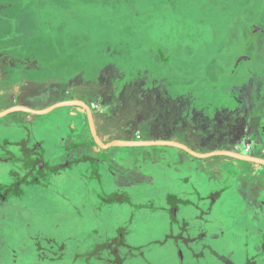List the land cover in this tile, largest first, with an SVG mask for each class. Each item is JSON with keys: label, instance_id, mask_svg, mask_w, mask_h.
Instances as JSON below:
<instances>
[{"label": "rangeland", "instance_id": "374dc122", "mask_svg": "<svg viewBox=\"0 0 264 264\" xmlns=\"http://www.w3.org/2000/svg\"><path fill=\"white\" fill-rule=\"evenodd\" d=\"M262 86L264 0H0V112L72 92L95 103L104 143L209 153L244 112L224 100ZM71 110L86 115L63 106L0 118V190L14 186L0 199V264H264V214L245 210L236 187L213 196L226 156L112 146L60 175L28 172L24 141L45 165L67 162ZM175 196L185 198L177 219Z\"/></svg>", "mask_w": 264, "mask_h": 264}, {"label": "flooded vegetation", "instance_id": "af4514ba", "mask_svg": "<svg viewBox=\"0 0 264 264\" xmlns=\"http://www.w3.org/2000/svg\"><path fill=\"white\" fill-rule=\"evenodd\" d=\"M68 93L73 95V97L68 98V100H80L85 104H87L90 107L94 118V111H93V106L95 105L94 102L88 103V101H86L83 98L74 97V94L72 92H68ZM261 93H262L261 95L259 94L255 96H243L241 100H239L238 98L237 99L227 98L224 100L227 109H232L240 112H242L243 110L244 112H242L243 115H241L240 118L238 117L236 118L237 120H234L236 121V123L232 125L233 129L232 128L229 129L230 130V132H228L229 135L226 137L227 142L224 145V147L220 150L231 151L246 156H253L264 159V86H262ZM258 104H259L260 114L256 115L254 112L252 113L251 109L255 111V107ZM74 107H78V108L80 107V109L83 110V112H85L86 115L82 114L80 111H75V110L70 111L71 113L69 115L70 117H72L69 123L70 131L68 132V136L63 139L66 145L65 160L67 162L65 164H60L58 166L50 165V164L40 165L42 159L41 151L37 149V145L31 146L28 148V150H26L25 146L28 144V142L24 141L26 142L25 146L18 145V147L19 150L23 148L25 152L23 155L24 164L28 165L27 168L28 172L29 170L32 173L37 172L38 175L40 174L45 177L46 175H48V173L53 175H60L61 171L64 170L65 168L67 169L70 167L72 168L79 167L83 163H86V161L89 163L93 160L95 161L97 160L96 155L98 150L101 151L100 146H98L96 140L94 139L91 128L88 129V131H90L89 133L87 132V129H85L83 126V124L85 123L89 124L87 108L84 106H77V105H75ZM24 114L28 115V113L26 112H24ZM94 122H95V118H94ZM231 130L233 131V134H231ZM241 135L246 136L245 138L241 137L244 140H242L239 137ZM244 141H246V143H248L249 146L244 147L243 146ZM255 142L258 143L257 147H255ZM254 151H257L258 154H254L253 153ZM25 155H27V157ZM221 156H226V155H218V158ZM218 161L216 162L215 165L216 167L214 169L212 168L216 176V181H218L216 182L217 185L215 186V194L213 196L217 199L218 197H221L222 193L226 192V190L236 187L238 188L240 193L239 194L241 197L240 200L246 206L245 210L251 208L252 211H254L256 214H264V200H261L260 202L258 201V196L261 195L262 193L264 194V180L263 179L260 181L256 180V178H258L256 176L262 177V174L264 175V165H261L254 161L238 159L231 156H226L225 159L222 161L223 162L222 164L219 163L220 161L219 162ZM256 166L259 167L255 169ZM221 175L224 176L222 177ZM122 181L126 182L124 179L118 180L120 184L126 187L128 186L129 183L131 184V181H133V179L131 178L130 182L127 184H124V182ZM244 186H246V188H244ZM13 189H11V186L5 185L4 188L0 190V199H4L3 194L7 195L8 193H13L11 192L14 191ZM184 199L185 198H179V196H175L173 198L167 199L169 203L168 211L169 213H171L174 219H177V214L180 209L179 203H183ZM204 235H205L204 233H200V236H204ZM185 239L187 241V247L190 248L191 245V243L189 242L190 238L186 237ZM197 239H195L194 242L200 240ZM182 257L184 256L182 255ZM119 262L120 261L115 260V264H119Z\"/></svg>", "mask_w": 264, "mask_h": 264}, {"label": "water", "instance_id": "95a60500", "mask_svg": "<svg viewBox=\"0 0 264 264\" xmlns=\"http://www.w3.org/2000/svg\"><path fill=\"white\" fill-rule=\"evenodd\" d=\"M75 105L84 106L87 108L92 134L94 135L97 144L100 147H103L105 149L110 148L112 146L172 145V146H177V147L187 151L191 155H194V156L199 157V158H208V157H212V156L226 155V156H231V157H235L238 159L254 161L256 163L264 165V159H261L258 157L246 156L243 154H239V153H235V152H231V151H226V150H218V151H213V152H209V153H201V152H197V151L191 149L190 147H188L185 144H182V143H179L176 141L114 140V141H111L108 143H104L97 133L96 125H95L94 118H93L92 111H91L90 107L80 100H66V101L56 103V104L49 106L47 108H44V109H34V108L25 107V106L15 105L12 108L6 109L5 111H3V113H0V115L3 116V115L14 113L17 111H22V112L24 111L26 113H33L35 115H43V114L50 113L51 111H53L54 109H56L58 107L75 106Z\"/></svg>", "mask_w": 264, "mask_h": 264}, {"label": "crops", "instance_id": "0c3cea01", "mask_svg": "<svg viewBox=\"0 0 264 264\" xmlns=\"http://www.w3.org/2000/svg\"><path fill=\"white\" fill-rule=\"evenodd\" d=\"M17 106H22V105H17ZM41 109H43V108H41ZM6 110V109H5ZM5 110H2V112H0V113H3V111H5ZM11 114V113H10ZM28 114H30V113H28ZM7 115H9V114H6V115H3V116H1L0 118H2V117H4V116H7ZM32 121V120H31ZM134 140H136V139H134ZM28 142V144H29V141H27ZM44 163L42 162V163H40V165H43Z\"/></svg>", "mask_w": 264, "mask_h": 264}, {"label": "bare ground", "instance_id": "6f19581e", "mask_svg": "<svg viewBox=\"0 0 264 264\" xmlns=\"http://www.w3.org/2000/svg\"><path fill=\"white\" fill-rule=\"evenodd\" d=\"M38 3H39V2H38ZM41 5H45V4H41ZM37 6H38V5H37ZM39 6H40V5H39ZM38 8H39V7H38ZM38 8H37V9H38ZM224 93H225V92H224Z\"/></svg>", "mask_w": 264, "mask_h": 264}]
</instances>
